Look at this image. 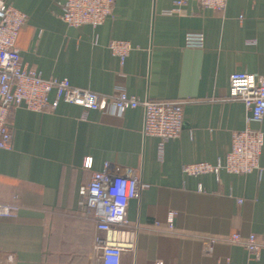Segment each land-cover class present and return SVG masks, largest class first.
I'll list each match as a JSON object with an SVG mask.
<instances>
[{
	"label": "crops",
	"instance_id": "1",
	"mask_svg": "<svg viewBox=\"0 0 264 264\" xmlns=\"http://www.w3.org/2000/svg\"><path fill=\"white\" fill-rule=\"evenodd\" d=\"M62 1L0 0L27 15L16 40L23 64L100 94L189 100L183 128L168 141L145 136L142 107L122 116L64 101L51 112L16 108L11 147L0 150V202L19 213L0 218V250L17 264H92L96 224L79 210V189L109 165L145 185L127 208L140 229L121 264H264V146L260 168L247 174L182 171L223 162L234 131H264V120L248 124L244 103L228 99L233 72L264 76V0H227L221 11L187 0L179 12L175 0H115L97 28L69 26ZM189 32L203 34L202 47L186 46ZM114 39L132 45L124 62L108 47ZM236 233L256 236L259 258L227 240Z\"/></svg>",
	"mask_w": 264,
	"mask_h": 264
},
{
	"label": "built area",
	"instance_id": "2",
	"mask_svg": "<svg viewBox=\"0 0 264 264\" xmlns=\"http://www.w3.org/2000/svg\"><path fill=\"white\" fill-rule=\"evenodd\" d=\"M227 0H198L203 8L221 11ZM187 0H175V12H179ZM115 0H63L60 3L61 18L69 26L89 25L97 28L113 16ZM27 23V15L17 8L0 3V150L9 149L12 143L10 115L16 108L35 112H51L60 101L98 110L103 114L122 116L128 110L142 107L144 110L145 136L162 141L178 138L184 123V107L189 100H140L125 90L118 94H100L89 89L73 86L67 79H45L39 72L27 68L21 58L16 40L20 29ZM186 46L202 47L204 37L199 32H189ZM112 54L124 62L132 45L129 41L114 39L109 45ZM55 93L53 100L49 94ZM229 100L244 103L247 122L264 120V76L246 71L233 72L229 77ZM264 146V131L247 127L234 131L231 149L223 162L216 165L207 162L185 164L182 171L187 175L213 173L221 170L229 173L247 174L260 168V155ZM91 169V160L83 164ZM107 165L104 171H93L89 182L79 189V210L84 216L92 215L96 224L92 264H121L125 252L135 249L140 226L130 223L127 208L130 200L139 196L145 185L134 172H112ZM16 204L0 202V218L17 217ZM174 214L168 216V226L173 228ZM214 237L206 241L209 250ZM240 243L253 258H259L262 243L254 234L242 240L238 233L227 239ZM0 264H17V254L0 250ZM156 264H162L157 262Z\"/></svg>",
	"mask_w": 264,
	"mask_h": 264
}]
</instances>
